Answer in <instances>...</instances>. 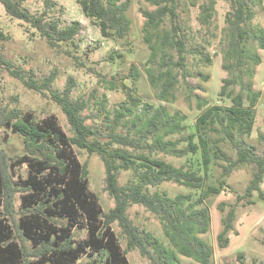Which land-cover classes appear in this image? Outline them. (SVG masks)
I'll list each match as a JSON object with an SVG mask.
<instances>
[{
    "label": "trees",
    "instance_id": "trees-1",
    "mask_svg": "<svg viewBox=\"0 0 264 264\" xmlns=\"http://www.w3.org/2000/svg\"><path fill=\"white\" fill-rule=\"evenodd\" d=\"M144 1L155 7L153 11L142 10L145 19L142 31L151 51L148 63L158 50H172L176 55L171 67L168 64L171 60L168 59L162 62L155 78L149 74L152 87H155V82L159 83L157 99L169 102L174 99L176 83L172 67L183 68L186 53L178 14L179 0ZM227 1L230 6L227 23L231 37L226 55L233 59L236 69L245 67L248 61L254 65L260 64L258 55L246 53V43L250 39L256 41L261 50L264 49L263 32H250L248 29L254 18L250 0ZM24 2L0 0L9 18L34 30L50 48L57 50L74 42L80 32L78 22L62 26L58 19L47 17L45 11L32 14L23 5ZM77 5L103 39L115 41L128 36L130 21L126 14L127 0H78ZM200 11L202 21L208 23L211 4H202ZM166 22L169 29L162 30L161 26ZM0 39H5L1 31ZM65 53L69 54L67 51ZM0 65L26 89L41 95L49 93L51 101L65 115L72 134L71 137L66 136L52 118L35 123L30 115L22 117L17 112L0 107V130H8L22 137L24 155L16 162L26 164L29 170L23 186L15 187L8 173L12 164H9L4 150L0 149V264H127L125 254L131 250H137L150 264H180L179 256L198 264H211L212 249L200 236L207 234L210 227L205 199L224 190V182L218 179L230 175L241 165L252 164L256 171L244 196L251 197L256 192L259 198L264 199L260 188L264 180V157L255 155L240 141L241 136L251 134L260 93L254 92L250 85H244L240 78L223 81L219 95L230 101L229 106L206 108L196 118L194 132H188L184 116L178 112L169 115L163 106L150 115L137 118L142 122L137 129L135 122L128 127L124 121L131 113L126 109L114 113L105 126L93 127L86 124V117L83 116L87 103L70 97L74 86L72 80L62 92H53L51 84L54 75L36 79L32 73L16 68L1 56ZM138 73L132 64L127 78L135 80ZM236 83L244 92V97L242 93L233 95L232 91L227 92L228 87ZM111 89H115L113 84ZM122 89H127L126 95L131 105L140 103L139 98L131 95L130 89L125 86ZM215 125L222 127L235 150V160L228 158L218 140L209 139V133L216 130ZM121 128L126 129L125 133L118 132ZM232 133L236 134L235 138ZM72 147L96 155L101 160L105 175L104 190L114 201V206L108 212H101L90 198L86 168L80 166L71 154ZM157 153L185 158L186 164L176 167L156 158L154 155ZM219 161L226 164H218ZM213 164L221 168L222 173L217 179L218 183L210 185L206 179ZM121 172H130L136 182L120 186ZM168 182L182 186L189 192L169 197L165 192L156 190ZM17 192L27 193L22 196V203L27 200L28 205L16 219L12 202ZM133 205H139L157 217L170 247L164 246L152 234L140 231L132 222L128 209ZM80 215L87 221L88 238L75 246L67 236V225L55 228L48 222L56 216L73 224ZM234 219L235 209L230 207L223 219V230L217 236L220 248L228 245L226 235L232 230ZM112 224L117 225L125 239L126 250L123 252L111 229ZM28 241L37 244L30 249L26 245ZM88 250L105 252L106 257L103 262L93 259L78 263L81 255ZM30 258L37 261L31 262Z\"/></svg>",
    "mask_w": 264,
    "mask_h": 264
},
{
    "label": "rangeland",
    "instance_id": "rangeland-1",
    "mask_svg": "<svg viewBox=\"0 0 264 264\" xmlns=\"http://www.w3.org/2000/svg\"><path fill=\"white\" fill-rule=\"evenodd\" d=\"M48 1L46 4V0H25L23 5L32 14L37 15L45 11L47 17L58 19L62 26L78 22L80 32L74 42L63 45L61 49L50 48L34 30L18 20L9 18L0 4V31L5 36V39H0V56L10 61L16 68L32 73L36 79L42 80L54 75L51 84L53 92H62L69 80H72L74 86L70 97L72 100L80 99L87 103L83 112L87 125L103 127L114 113L126 109L131 110V113L124 121L128 123V127L135 122L137 129L142 124L137 118L141 115H150L156 108L163 106L169 115L178 112L184 116L188 132H194L196 118L206 108L229 106L230 101L219 95L223 81L240 78L239 81L244 85H250L254 92L260 93L251 134L241 136L240 141L255 155L264 157V49L261 50L256 41L248 40L246 53L250 56L258 55L261 59L260 64L254 65L248 61L243 68L233 67V59L226 55L231 37L227 23L230 11L227 0H179L178 14L186 53L184 67L180 69L172 67L176 83L173 89L174 99L169 102L157 99L159 83L155 82V87L149 83V74L155 78L163 61L171 60L168 63L171 67L176 60L174 51L158 50L148 63L151 51L145 43L142 31L145 22L142 10L153 11L155 7L144 0H127L126 14L130 21L128 36L123 40L113 41L103 39L98 29L81 14L77 5L78 0ZM202 4H211V18L208 23L202 21L200 11ZM250 5L254 11V18L248 29L250 32L262 31L264 34V0H250ZM161 29L168 30L169 23H164ZM132 64L139 71L135 80L127 78ZM111 84L115 89H111ZM123 86L130 89L131 95L139 98L140 103L131 105L126 95L128 91L123 90ZM229 91H232L233 95L242 93L244 97L238 83L230 85L227 89V92ZM0 107L17 112L22 117L30 115L35 123L52 118L66 136H72L65 115L51 101L49 93L41 95L26 89L1 65ZM215 128L214 132L209 133V139L218 140L220 148L228 158L231 161L235 160V150L223 133L222 127L215 125ZM125 131L123 128L118 130L120 133ZM232 134L235 138L236 134ZM0 141V149L4 150L9 158V164H12L8 169L12 182L15 187H21L29 173L26 164L16 162L24 155L22 137L8 130H0ZM71 154L80 166L86 168L87 191L90 198L96 202L101 212H108L114 206V201L104 190L105 175L101 160L96 155L87 154L75 147L71 148ZM154 156L176 167L186 164L185 158L178 159L159 153ZM218 164L226 163L219 161ZM255 171L254 165L245 164L234 169L230 175L218 179L222 169L215 164L209 167L207 184H217V179L224 182L223 192L205 199V205L209 210L210 227L207 234L200 238L212 249L211 264H264V199L259 198L256 192L251 197L244 196ZM135 182L136 178L130 172L120 173V186ZM260 188L264 193V180ZM156 190L165 192L169 197L189 192L171 182L164 183ZM25 194L27 193L17 192L13 196V216L16 219L20 216V211L28 205L27 200L22 203V196ZM230 207L235 209L233 228L226 235L227 247L220 248L217 236L223 230V219ZM128 216L140 231L152 234L164 246L170 247L163 235L162 224L156 216L139 205L129 207ZM48 222L55 228L67 225L69 230L67 236L74 246L88 238L87 221L82 215L73 224L56 216ZM111 229L123 252L126 250L124 237L116 224H112ZM36 244L31 241L26 243L30 249ZM105 257V252L88 250L81 255L78 263H87L93 259L103 262ZM125 258L127 264H150L137 250L127 251ZM178 259L180 264H198L181 256ZM30 260L37 261L35 258Z\"/></svg>",
    "mask_w": 264,
    "mask_h": 264
}]
</instances>
